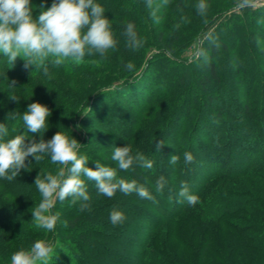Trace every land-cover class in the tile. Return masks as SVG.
<instances>
[{
	"label": "trees",
	"instance_id": "1",
	"mask_svg": "<svg viewBox=\"0 0 264 264\" xmlns=\"http://www.w3.org/2000/svg\"><path fill=\"white\" fill-rule=\"evenodd\" d=\"M229 1L228 9L240 4ZM96 2L111 21L116 48L103 58L85 55L79 63L66 60L59 66L48 60L27 69L25 57L12 64L0 55V123L8 127L7 138L24 134L26 142L65 133L81 143L79 154L88 157L89 167L95 169L97 162L113 167L118 178L136 180L153 198L120 192L107 198L86 180L89 206L82 211L80 201L57 200L52 212L59 218L49 232L32 219L31 209L41 201L34 180L61 166L47 155L39 163L28 157V168L15 180L0 179V264L37 240L54 246L48 264H264V4L228 11L199 57L187 62L195 35L211 24L197 11L200 0L166 5L153 0L152 8L147 0ZM52 3L31 0L33 16ZM190 17L196 22L185 26ZM129 22L144 41L137 50L126 46ZM224 55L231 78L221 68ZM129 62L131 70L125 67ZM90 71L94 76L84 88L73 84L74 76ZM41 101L50 105L48 126L42 134L31 133L21 117L29 104ZM93 129L108 132L99 137L102 148L86 134ZM160 140L166 145L158 151ZM126 145L153 167L134 165L122 172L99 154L107 157ZM185 152L193 155L192 163L184 162ZM174 154L180 157L177 164L169 162ZM161 176L166 184L157 191ZM182 183L199 197L195 206L178 196ZM113 209L124 212L123 224L112 225ZM140 219L149 224L144 236ZM115 236L135 239L127 254L133 257L108 256L107 243Z\"/></svg>",
	"mask_w": 264,
	"mask_h": 264
},
{
	"label": "clouds",
	"instance_id": "2",
	"mask_svg": "<svg viewBox=\"0 0 264 264\" xmlns=\"http://www.w3.org/2000/svg\"><path fill=\"white\" fill-rule=\"evenodd\" d=\"M163 2L166 5L168 0ZM251 2L252 0H240L239 7H248ZM147 4L152 8L153 0H147ZM196 8L200 15H205L208 4L205 0H200ZM151 14L158 23L156 11ZM123 35L126 46L131 50L139 49L144 43L131 22L126 25ZM116 46L111 21L105 15V8L96 0H53L51 7L41 11L39 16H33L31 0H0V55L12 64L21 56L26 58V69L48 60L55 66L62 65L66 60L79 63L85 55L99 54L103 58ZM125 67L131 70L133 64L129 62ZM43 74L49 76L47 67L43 68ZM11 83L15 84V81ZM11 100L18 102L19 98L12 96ZM50 115L51 111L46 105L34 102L28 105L21 118L27 131L42 134L48 126ZM8 135V127L0 123V179L10 182L15 180L22 169L28 168V157H33L39 163L47 155L52 164L61 166L55 174L47 172L43 177L39 174L34 180L41 201L31 209V215L37 226L46 231H53L59 218L58 214L52 212L57 200L63 202L71 198L73 204L80 201L82 211L89 206L86 180L94 182L98 194L107 198L114 197L117 192L125 195L135 193L142 199L153 198L149 190L136 180L118 178L117 170L113 167L98 162L95 169L89 167L88 157L79 154L81 143L65 133L59 131L50 140L41 138L39 142L35 139L26 142L24 134L12 138H7ZM165 145L160 140L155 147L161 151ZM111 159L124 171L134 165L145 169L153 167V162L143 154L137 152L133 155L129 145L114 147ZM179 160L180 157L174 154L169 162L177 164ZM193 161V155L185 152L184 162L190 164ZM165 184V178L161 176L156 181V190L162 191ZM178 196L189 206H195L199 202V197L189 191L186 183H182ZM109 219L116 226L123 224L126 216L124 212L113 209ZM53 252L52 243L37 240L30 249L14 252L10 257V264H48Z\"/></svg>",
	"mask_w": 264,
	"mask_h": 264
},
{
	"label": "rangeland",
	"instance_id": "3",
	"mask_svg": "<svg viewBox=\"0 0 264 264\" xmlns=\"http://www.w3.org/2000/svg\"><path fill=\"white\" fill-rule=\"evenodd\" d=\"M205 2H206V0H205ZM230 2L231 1H229V0H213L212 1V4L211 3L208 4L206 2L208 4V8H207V11H206L207 17L204 20L206 22L207 21L208 22H211V24H210L211 26L209 25L210 26L209 27L208 24H206L205 27H204V29H202L201 32H198L195 35L194 43L190 47L189 52L186 55L187 62H190L193 59H197L199 57V55L201 54V52H203V48H204V44H205V39L208 36V34L212 33L213 28H214L213 26H215L216 22H218V20L219 21L222 20L223 17L227 16L228 15V11H231V10L233 11V10H239L240 9L239 5L231 8V9H228V8H230ZM262 4H264V0H252V2H251V5H255V6L262 5ZM212 13L215 16H213ZM212 16H213V18H211ZM213 19H215V21ZM195 20H196L195 17H193V18L190 17L189 19H187V23L185 24V26H190V27L193 26V24L196 22ZM185 26H183V28ZM183 28H181V29H183ZM226 57H228V56H225V55L223 56V61H222L223 66L221 68L222 69L224 68L225 74L229 78H231V75L233 73L232 72L229 73L227 71L228 68H229V66H230V64H229V61H228L229 58H226ZM226 60H227V62H226ZM229 69L231 70L232 68H229ZM92 75H93L92 71L77 74L76 76H74L72 82H73V84H75V86L77 85V83H81V85H79L80 86L79 88H84V86L82 85V83H85L87 81H90L92 79L91 78ZM65 80H66V82L68 81L67 79H65ZM43 84L46 85L45 83H43ZM26 91L27 90H25V92ZM238 95H240V94L238 93ZM27 101L28 102H31L32 100L30 99V97H27ZM41 104L46 105L48 108L50 106L45 101H41ZM26 107H27V105L25 106V108ZM87 133H88L89 137H90V134H92L93 136H95L94 137V140H95V142H97L96 146H99L100 148H102L104 146L102 140L101 141L99 140V137L106 136L108 134L107 131L93 129V130H90V132H89V130H87L86 134ZM88 135L86 136V138L88 137ZM104 141L106 143V142H108V139L105 138ZM82 142H84V141H82ZM99 154L102 155L103 157H105V159H107L108 162H111V163L115 164L118 167L117 163L111 159V155L106 157V153H104V154L99 153ZM120 171L123 172V170H120ZM10 198H12V196H10ZM126 207H127V205H126ZM140 223H141V230H142L141 236H144V232L148 228L147 225H149V224H147V222L145 220L143 221L142 219H140ZM112 239L110 240V243L109 242L107 243L108 244V247H109V250H110V251L109 250L106 251V253L108 254V256H110L111 258H119L121 256L122 257H125V258H127V257H133V255H130V254L127 255V254L130 253V252H132L133 242L135 241V239L134 240L132 238L126 239L125 236L124 237H121V236L116 237L115 236ZM24 250H27V248L24 249ZM5 264H10V259ZM110 264H113V263H110Z\"/></svg>",
	"mask_w": 264,
	"mask_h": 264
}]
</instances>
